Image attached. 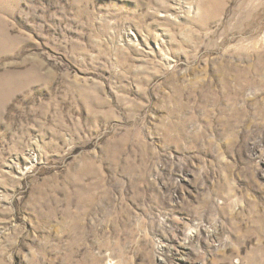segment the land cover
<instances>
[{
    "label": "rangeland",
    "instance_id": "obj_1",
    "mask_svg": "<svg viewBox=\"0 0 264 264\" xmlns=\"http://www.w3.org/2000/svg\"><path fill=\"white\" fill-rule=\"evenodd\" d=\"M0 264H264V0H0Z\"/></svg>",
    "mask_w": 264,
    "mask_h": 264
}]
</instances>
